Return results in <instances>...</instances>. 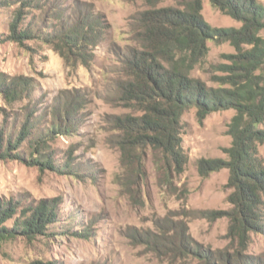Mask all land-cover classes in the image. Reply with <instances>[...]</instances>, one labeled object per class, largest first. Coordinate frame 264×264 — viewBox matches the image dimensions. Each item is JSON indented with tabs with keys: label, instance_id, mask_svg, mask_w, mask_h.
Masks as SVG:
<instances>
[{
	"label": "rangeland",
	"instance_id": "374dc122",
	"mask_svg": "<svg viewBox=\"0 0 264 264\" xmlns=\"http://www.w3.org/2000/svg\"><path fill=\"white\" fill-rule=\"evenodd\" d=\"M11 1L0 5V76L27 77L29 86L13 102L0 92V129H6V136L13 133L23 113L31 109L32 135L39 134L52 121L51 109L58 98L62 101L63 96L76 93L84 102L70 135L47 142L46 149H51L58 169L35 162L41 156L38 153L28 157L26 141L12 150L18 151L17 158L0 159V201L13 198L27 205L59 197L61 212L59 221L43 235L0 239V264L36 260L53 264H202L192 252L183 257L171 250L178 244L179 221L186 223L188 235L201 248L231 254L240 243L228 233L229 217H217L231 208L228 169L202 175L197 161L226 157L224 151L231 143L227 128L234 109L212 112L202 120L193 108L183 113L180 136L188 161L178 174L167 168L161 152L121 144L123 132L113 122L117 115L138 113L116 99L117 83L124 78L122 60L136 44L137 15L147 9L179 6L182 0H32L34 6L24 8L21 25L34 38L21 40L12 38L10 23L23 0ZM259 1L264 5V0ZM85 12L99 15L105 26L98 43L88 47V67L75 56L63 58L54 43L44 40ZM201 14L211 27L241 25L209 0H202ZM207 46L205 60L191 74L208 86H217L215 77L230 73L224 69L231 65L235 50L228 41L210 40ZM69 150L71 167L64 168ZM258 150L264 159V144ZM260 201L264 224V194ZM200 211L216 214L204 216ZM244 241L245 255L255 260L263 256L264 230L248 231Z\"/></svg>",
	"mask_w": 264,
	"mask_h": 264
},
{
	"label": "trees",
	"instance_id": "16d2710c",
	"mask_svg": "<svg viewBox=\"0 0 264 264\" xmlns=\"http://www.w3.org/2000/svg\"><path fill=\"white\" fill-rule=\"evenodd\" d=\"M209 2L241 25L238 28L211 27L201 14L202 0H182L179 6L147 9L137 15L136 44L127 50L122 60L124 78L117 83L116 99L138 113L117 115L113 122L123 132L125 141L120 140L121 144L148 146L161 152L167 168L172 167L178 174L188 161L180 136L183 113L193 108L197 119L202 120L212 112L234 109L227 128L231 143L224 151L226 157L201 158L197 161V171L204 175L221 168L228 169L226 185L232 190L227 200L231 208L218 211L217 217H229L228 233L237 237L240 245L231 254L201 248L188 235L186 223L179 221V231L175 233L178 244L171 250L183 257L192 252L202 264H264V254L255 260L243 253L247 232L264 230L260 208L264 194V159L258 150V146L264 144V128L259 127L264 124V5L259 0ZM12 3L11 0L0 1V5ZM33 4L32 0H23L15 10L10 23L12 38H34L32 31L21 25L24 8ZM104 30L99 15L85 12L44 40L54 43L55 50L63 58L75 56L88 67V47L98 43ZM210 40L228 41L235 50L230 55L231 65L224 69L230 73L216 76L217 86H208L191 74L205 60ZM28 86L27 77L6 79L0 76V92L8 102L21 99ZM63 97L52 106V121L43 132L32 135L34 112L31 109L23 113L24 117L13 128V133L6 136V129L1 128L0 159L17 158L18 151L12 153V150L26 141L28 157L31 158L34 152L41 155L28 161L56 169L51 149H46L47 142L60 135H70L78 123L79 106L84 102L82 95L76 93ZM66 156L63 166L70 168L72 151L69 150ZM59 205V197L41 198L27 205H21L13 198L0 201V239L45 234L51 224L59 221ZM200 212L204 216L216 214V211ZM9 221L11 223L7 225ZM31 264L53 263L36 260Z\"/></svg>",
	"mask_w": 264,
	"mask_h": 264
}]
</instances>
